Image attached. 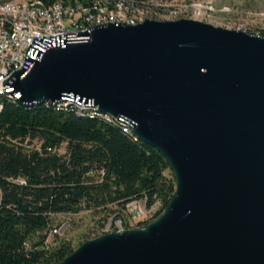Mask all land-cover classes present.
Here are the masks:
<instances>
[{
  "label": "water",
  "instance_id": "water-1",
  "mask_svg": "<svg viewBox=\"0 0 264 264\" xmlns=\"http://www.w3.org/2000/svg\"><path fill=\"white\" fill-rule=\"evenodd\" d=\"M22 74L19 104L71 95L125 117L175 182L153 221L58 264H264V37L190 19L108 23Z\"/></svg>",
  "mask_w": 264,
  "mask_h": 264
},
{
  "label": "trees",
  "instance_id": "trees-1",
  "mask_svg": "<svg viewBox=\"0 0 264 264\" xmlns=\"http://www.w3.org/2000/svg\"><path fill=\"white\" fill-rule=\"evenodd\" d=\"M174 186L165 159L118 125L3 100L0 264H58L72 252L56 232L58 216L88 211L104 222L122 215L128 201L145 199L147 206L159 201L157 218Z\"/></svg>",
  "mask_w": 264,
  "mask_h": 264
},
{
  "label": "built area",
  "instance_id": "built-area-1",
  "mask_svg": "<svg viewBox=\"0 0 264 264\" xmlns=\"http://www.w3.org/2000/svg\"><path fill=\"white\" fill-rule=\"evenodd\" d=\"M147 10L139 0H54L48 4L43 0H0V113L3 100L16 103L21 99V94L14 92L15 74L23 71L19 77L23 78L45 52L85 41L96 26L141 23ZM45 105L56 111L72 109L78 115L116 124L124 133L131 132L129 119L100 113L90 101L78 100L77 96L68 95L60 103ZM159 208V201L147 206L145 199H132L124 205L122 215L110 217L113 231L122 230V224L127 228L124 217L135 225L151 222Z\"/></svg>",
  "mask_w": 264,
  "mask_h": 264
},
{
  "label": "rangeland",
  "instance_id": "rangeland-1",
  "mask_svg": "<svg viewBox=\"0 0 264 264\" xmlns=\"http://www.w3.org/2000/svg\"><path fill=\"white\" fill-rule=\"evenodd\" d=\"M21 2L27 0H18ZM148 8L145 19L174 21L190 19L227 30L243 31L252 36L264 37V0H139ZM263 35V36H262ZM57 152L62 154V145ZM60 223L58 236L69 242L72 251L81 243L113 231V219L101 218L81 211L74 215L57 217ZM126 229L142 228L124 217ZM102 222V226L99 224ZM106 224L109 226L106 227ZM128 224V225H127ZM124 229V225L121 226Z\"/></svg>",
  "mask_w": 264,
  "mask_h": 264
},
{
  "label": "bare ground",
  "instance_id": "bare-ground-1",
  "mask_svg": "<svg viewBox=\"0 0 264 264\" xmlns=\"http://www.w3.org/2000/svg\"><path fill=\"white\" fill-rule=\"evenodd\" d=\"M147 223H149V222H147ZM120 231H122V230H120ZM120 231H117V232H120Z\"/></svg>",
  "mask_w": 264,
  "mask_h": 264
}]
</instances>
